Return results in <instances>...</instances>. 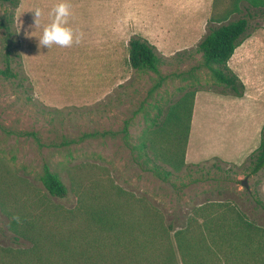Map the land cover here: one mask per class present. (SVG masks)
Listing matches in <instances>:
<instances>
[{
    "label": "rangeland",
    "instance_id": "374dc122",
    "mask_svg": "<svg viewBox=\"0 0 264 264\" xmlns=\"http://www.w3.org/2000/svg\"><path fill=\"white\" fill-rule=\"evenodd\" d=\"M213 1L67 0L71 16L66 26L76 36L83 35L79 43L74 40L71 46L50 48L38 39L51 23L49 13L59 0L0 4L1 244L15 245L10 219L2 209L21 211L31 219L35 196L51 214L62 212L63 218L73 210L81 220L91 219L96 207L95 213L104 208L107 212L124 200L126 217L132 215V206L147 204L158 214L160 225L165 229L174 225L175 231L182 229L198 205L219 202L241 210L264 233V210L256 201H264V172L251 175L249 170V157L255 151L244 160L231 153L236 159L229 162L219 139L209 131V122L220 120L213 116L218 110L210 111L208 97H232L230 91L216 85L207 69L195 70L202 60L197 49L210 32ZM37 7L44 16L35 28L32 11ZM257 30L264 41L262 17L252 22L250 36ZM137 37L147 40L166 60L158 74L130 66L129 43ZM259 55L264 58V52ZM7 60L15 77L3 74ZM250 64L247 74L252 78L247 81L252 88L264 80L256 79L264 68L257 60ZM234 65L230 68L236 73ZM191 71L193 76L187 75L191 81H185L184 75ZM196 79L201 89L197 116L202 133L197 135L193 128L188 150L190 155L195 148L200 155L185 158L178 170L171 168L173 176L165 182L139 165L141 155L132 145L145 133L156 102L164 105L186 90L192 93L190 84ZM250 108V102L243 106L246 111ZM241 110L236 104L222 109L225 129L234 130ZM107 131L113 134L84 137ZM46 166L66 184L67 198H54L43 186ZM245 180L249 188L243 185ZM108 200L111 203L104 205ZM174 236H164L167 239L159 246L161 253L169 250L180 260Z\"/></svg>",
    "mask_w": 264,
    "mask_h": 264
},
{
    "label": "trees",
    "instance_id": "16d2710c",
    "mask_svg": "<svg viewBox=\"0 0 264 264\" xmlns=\"http://www.w3.org/2000/svg\"><path fill=\"white\" fill-rule=\"evenodd\" d=\"M16 1L0 0V4L17 6ZM260 17L264 18V0H214L210 32L197 49L202 60L195 70L207 69L214 83L228 89L232 97H244L245 84L232 71L229 61L250 36L252 22ZM129 45V64L133 69L158 74L167 64L147 40L133 38ZM3 74L8 78L16 76L9 60ZM187 75L192 77L193 72L184 75L185 81H191ZM199 83L196 79L190 84L193 92L186 90L177 100L164 105L156 102L153 114H148L145 133L132 145L141 155L139 165L165 182L173 176L171 168L178 170L187 158ZM111 132L84 137H104ZM249 160L251 175L264 172V128L261 145ZM41 181L52 197H68L66 184L48 166ZM35 198L31 201V219L21 211L2 209L10 219L8 228L15 245L0 243V264H264L263 231L229 204L202 203L190 212L182 229L175 231L174 225L168 229L160 225L158 214L147 204L129 207L132 215L126 217L128 207L124 200L107 212L104 208L95 213L99 210L96 207L95 216L81 220V215L73 210L63 218L62 212L51 214ZM256 201L264 210V201ZM109 203L108 200L104 205ZM171 234H175L180 260L169 250L168 254L161 253V240Z\"/></svg>",
    "mask_w": 264,
    "mask_h": 264
},
{
    "label": "crops",
    "instance_id": "0c3cea01",
    "mask_svg": "<svg viewBox=\"0 0 264 264\" xmlns=\"http://www.w3.org/2000/svg\"><path fill=\"white\" fill-rule=\"evenodd\" d=\"M211 13H213V6ZM259 30H257L252 36L248 37L243 44L236 49L235 54L229 61L230 67H232V64H235L234 66L238 69L236 73L246 86L245 96L243 98L225 97L222 95L208 97L210 111L212 110V107L214 108V111L218 110V113L213 116H216L218 121L220 120L219 123H216V118L211 120L209 122V131L210 133H215L216 136L213 134L211 135L217 137V140L219 139V145L224 149L222 151H226L224 157L232 163H235L234 160L236 158L233 157L231 153H235L237 156L239 155L243 160L248 159V157L259 148L262 141V129L264 127V80H260L256 85H253L252 88L247 81V79L252 78L249 73L247 74V70L251 66L250 63H254L257 60L260 68H264V58L259 55L264 52V41L257 35ZM252 69L254 71L253 74L255 75L256 70H254V68ZM262 71H264V69L259 70L257 75L258 78L256 79H264V72ZM197 100L198 97L196 95L189 143L193 128L197 135L202 133V126L198 124ZM248 102L252 104V108L246 111L243 109V106ZM229 104L239 105L242 109L237 116L238 122H235L236 126L232 131H228L224 128L227 124V120L223 119L222 115V109H226ZM192 151L193 152L189 155V150L187 149V161L189 160V157L190 160L199 157L200 154L197 149L193 148ZM241 159L237 158V160Z\"/></svg>",
    "mask_w": 264,
    "mask_h": 264
},
{
    "label": "clouds",
    "instance_id": "9594fccd",
    "mask_svg": "<svg viewBox=\"0 0 264 264\" xmlns=\"http://www.w3.org/2000/svg\"><path fill=\"white\" fill-rule=\"evenodd\" d=\"M35 28L40 26L41 17L44 16V10L37 7L34 11ZM53 17L51 23L43 28L42 36H40L39 44L50 48L52 45H59L62 47L71 46L75 40L79 43L81 37L76 36L71 27H67L68 18L71 16L70 4L67 0H59L55 7L49 13Z\"/></svg>",
    "mask_w": 264,
    "mask_h": 264
},
{
    "label": "water",
    "instance_id": "95a60500",
    "mask_svg": "<svg viewBox=\"0 0 264 264\" xmlns=\"http://www.w3.org/2000/svg\"><path fill=\"white\" fill-rule=\"evenodd\" d=\"M243 185H245L247 188H249L246 180L243 181Z\"/></svg>",
    "mask_w": 264,
    "mask_h": 264
}]
</instances>
